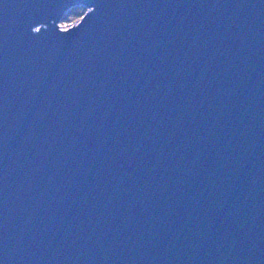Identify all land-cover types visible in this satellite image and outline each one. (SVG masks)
<instances>
[{
    "label": "water",
    "instance_id": "95a60500",
    "mask_svg": "<svg viewBox=\"0 0 264 264\" xmlns=\"http://www.w3.org/2000/svg\"><path fill=\"white\" fill-rule=\"evenodd\" d=\"M0 264H264V0H0Z\"/></svg>",
    "mask_w": 264,
    "mask_h": 264
},
{
    "label": "rangeland",
    "instance_id": "374dc122",
    "mask_svg": "<svg viewBox=\"0 0 264 264\" xmlns=\"http://www.w3.org/2000/svg\"><path fill=\"white\" fill-rule=\"evenodd\" d=\"M88 11L87 8L83 6L74 7L66 14L65 18L61 21V28H68L69 26L77 23Z\"/></svg>",
    "mask_w": 264,
    "mask_h": 264
},
{
    "label": "built area",
    "instance_id": "2783aa9c",
    "mask_svg": "<svg viewBox=\"0 0 264 264\" xmlns=\"http://www.w3.org/2000/svg\"><path fill=\"white\" fill-rule=\"evenodd\" d=\"M73 25H74V24H73ZM71 26H72V25H71ZM69 27H70V26H69ZM69 27H68V28H69ZM63 29H64V28H63ZM66 29H67V28H66Z\"/></svg>",
    "mask_w": 264,
    "mask_h": 264
}]
</instances>
